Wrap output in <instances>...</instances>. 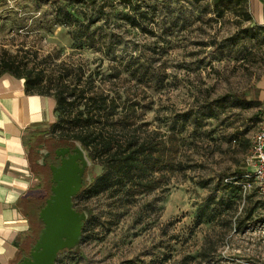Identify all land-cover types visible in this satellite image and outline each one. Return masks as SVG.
<instances>
[{
	"label": "rangeland",
	"instance_id": "rangeland-1",
	"mask_svg": "<svg viewBox=\"0 0 264 264\" xmlns=\"http://www.w3.org/2000/svg\"><path fill=\"white\" fill-rule=\"evenodd\" d=\"M232 1L219 14L216 0H0V61L53 78L54 64L70 65L87 88L93 80L128 98L127 111L136 103L138 132L165 134L157 186L130 197L127 184L107 188V175L93 184L107 173L86 153L93 182L73 203L91 215L55 264H264V202L243 178L264 117V24ZM30 164L48 186L49 173Z\"/></svg>",
	"mask_w": 264,
	"mask_h": 264
},
{
	"label": "trees",
	"instance_id": "trees-1",
	"mask_svg": "<svg viewBox=\"0 0 264 264\" xmlns=\"http://www.w3.org/2000/svg\"><path fill=\"white\" fill-rule=\"evenodd\" d=\"M80 1L77 0V3ZM239 2L243 6L246 20H252L247 0H239ZM232 5V0H216L215 2L216 9L221 7V10L217 12L219 14L231 11ZM54 66L55 69L52 71L57 72L56 68H59L58 72H60L53 78L51 75L45 76L44 69L35 70L27 63H18L14 57H11L10 60L0 61V76L9 74L23 79L27 94L51 97L55 100V120L48 128L40 131V134L43 136L64 123L68 129L65 134L57 138V142L72 145L78 143L89 158L96 159L107 173L94 178V182L91 180L84 189L92 185V182L93 184L106 183V175L107 188L113 187L109 185L110 181L118 182L120 187L127 184L129 197L154 189L157 186L154 173H159L167 164L165 134H161L159 130L147 128L142 130L143 132H138L146 125L140 123L141 116L134 108L136 103L129 104L130 111H127L128 98L122 100L120 94L111 97L110 92L97 86L93 80L87 88L88 83L85 81L87 78L82 80L83 75L79 76L70 65L60 62ZM50 85L53 88H49ZM75 103H78L79 107L82 106V109H78ZM120 108L121 110H118ZM104 183L103 187L106 186ZM47 188L48 186L41 184V188H37L32 195H29L30 200L32 202L36 200L34 194L39 200ZM85 211L89 217L91 212L88 209ZM29 218H31L30 227L22 245L25 250L21 248L13 262L35 244L43 228L38 211ZM64 251L68 250H62L59 254Z\"/></svg>",
	"mask_w": 264,
	"mask_h": 264
},
{
	"label": "crops",
	"instance_id": "crops-1",
	"mask_svg": "<svg viewBox=\"0 0 264 264\" xmlns=\"http://www.w3.org/2000/svg\"><path fill=\"white\" fill-rule=\"evenodd\" d=\"M253 21L264 24V0H247ZM260 94L264 102V85ZM9 90L18 95L8 96ZM24 80L0 76V264H11L24 248L28 230L25 203L36 185L29 162L30 141L54 122L45 96L24 92ZM25 250V248L23 249Z\"/></svg>",
	"mask_w": 264,
	"mask_h": 264
},
{
	"label": "water",
	"instance_id": "water-1",
	"mask_svg": "<svg viewBox=\"0 0 264 264\" xmlns=\"http://www.w3.org/2000/svg\"><path fill=\"white\" fill-rule=\"evenodd\" d=\"M67 149L57 151L64 155ZM80 162V163H79ZM81 166H80V165ZM88 165L86 152L76 143L73 155L62 159L58 167L51 166V195L39 212L43 228L28 257L17 264H55L60 251H75L79 245L83 224L88 218L86 211L74 209L72 198L77 195L84 168Z\"/></svg>",
	"mask_w": 264,
	"mask_h": 264
},
{
	"label": "flooded vegetation",
	"instance_id": "flooded-vegetation-1",
	"mask_svg": "<svg viewBox=\"0 0 264 264\" xmlns=\"http://www.w3.org/2000/svg\"><path fill=\"white\" fill-rule=\"evenodd\" d=\"M75 148H76V144L72 145L70 143H58L57 138L50 133H46L43 136L42 134H38L34 136L32 140L30 141V148L28 150L29 162L31 163L34 160L38 166H40L42 169H45L49 173V178H48L49 179L48 180L49 191L48 192L44 191L45 193L41 196V198L39 197V200L36 194H34L35 195L34 199L36 198V200H34V202L30 200L31 196L29 195L30 194L32 195V192L35 191L37 188H41L42 182L43 184L45 182V180H42V182H40L38 177L34 175V172L31 168L32 174L36 180V185L29 192L26 198V203H25V208H24L25 209L24 210L25 219L27 221L28 228L30 227V223H31V220H30L31 218L29 217H32L33 215H35L36 211H38V216H39L40 210L45 206L46 200L50 197L52 193L51 188L55 185V183L52 181L51 166L58 167L61 164L62 159H67L69 155L74 154ZM63 149H67L68 151L65 152L64 155L57 154V151H60ZM30 167H31V164H30ZM87 171H88V165L84 168V171L82 174L81 187L77 195L81 193L82 191H84L83 189L86 186V184L87 183L89 184L92 180L90 177H88ZM41 190L42 189H40V191ZM74 197L72 198V203H73ZM73 207H74V203H73ZM74 209L78 212L85 211L82 209H78L76 207H74ZM30 249L25 254L21 255V257L18 260H16L15 262H12L11 264H17L19 260L24 256L28 257Z\"/></svg>",
	"mask_w": 264,
	"mask_h": 264
},
{
	"label": "built area",
	"instance_id": "built-area-1",
	"mask_svg": "<svg viewBox=\"0 0 264 264\" xmlns=\"http://www.w3.org/2000/svg\"><path fill=\"white\" fill-rule=\"evenodd\" d=\"M244 164L246 171L243 178L254 181L257 193L264 202V117L261 119L260 127L251 138L250 150Z\"/></svg>",
	"mask_w": 264,
	"mask_h": 264
}]
</instances>
